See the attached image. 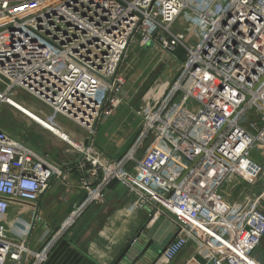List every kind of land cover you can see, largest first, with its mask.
Listing matches in <instances>:
<instances>
[{
	"label": "built area",
	"instance_id": "built-area-1",
	"mask_svg": "<svg viewBox=\"0 0 264 264\" xmlns=\"http://www.w3.org/2000/svg\"><path fill=\"white\" fill-rule=\"evenodd\" d=\"M137 38L176 61L178 72L133 109L136 136L110 159L94 147L93 127L125 104L120 69ZM20 92L49 108L48 122L62 117L87 138L67 134L75 154L58 164L0 129V264H44L112 182L132 196L130 212H146V228L161 216L176 226L155 264H172L190 244L184 264H259L252 254L264 238V0H0V106L20 104ZM55 181L83 197L32 251L34 223L48 229L35 204ZM240 182L250 192L229 201L224 187ZM11 205L31 215L17 220V240L8 234Z\"/></svg>",
	"mask_w": 264,
	"mask_h": 264
},
{
	"label": "crops",
	"instance_id": "crops-1",
	"mask_svg": "<svg viewBox=\"0 0 264 264\" xmlns=\"http://www.w3.org/2000/svg\"><path fill=\"white\" fill-rule=\"evenodd\" d=\"M146 47L153 49V52L158 51L154 45ZM129 87L130 84L126 82L125 104L113 116L100 121L95 130L94 147L110 159L119 158L127 150L117 155L130 142L140 125L133 113L134 107L131 106L136 105L135 98L133 99L135 90L132 91L135 87ZM50 126L56 129L57 137L67 142V134L58 130L56 125L50 123ZM68 142L76 145L69 139ZM74 177L72 175L71 179ZM82 197V192L74 184L53 182L51 188L35 204L48 229L41 223H34L27 238L28 247L32 251L39 250L44 241L60 228L66 217L75 211ZM131 201L132 196L127 189L112 182L104 191L102 201L89 206L54 244L44 264H121L126 249L136 244L142 245L143 250L138 259L130 264H155L159 252L173 240V235L166 236L167 229L164 228L158 236L162 240L160 245H148L147 238L142 242L141 236L146 233L144 226L148 221L147 214L144 211L130 212ZM30 219L28 209L11 205L6 216L7 222L11 221L7 225L10 238L17 240V227H23L17 220ZM193 251V244L188 245L172 264H184ZM251 264L256 263L251 260Z\"/></svg>",
	"mask_w": 264,
	"mask_h": 264
},
{
	"label": "rangeland",
	"instance_id": "rangeland-1",
	"mask_svg": "<svg viewBox=\"0 0 264 264\" xmlns=\"http://www.w3.org/2000/svg\"><path fill=\"white\" fill-rule=\"evenodd\" d=\"M153 51L154 50L150 49V47L141 45L139 39L137 38L136 41L129 46L125 59L121 64L120 70L123 72L127 84H130L129 88L135 87L132 91L135 90L133 99L135 98L134 101L136 105L132 104V108H136L143 104L150 94L156 92L157 88L167 86L178 72V63L176 61H173L159 49L158 51ZM17 96L20 105L29 109L28 111L30 113L33 112L37 115L38 112H40V116L44 119L49 117V108L38 99L22 92L18 93ZM55 121H57L56 124L58 126L63 128L66 134L75 135L78 138L82 136L81 139H84L85 142L87 133L82 129L62 117L57 118ZM48 125L50 126L49 122H41L40 126L42 127H40L38 124L34 123L31 118H28L26 112L18 111L8 105L0 106L1 130L19 141H25L24 143L29 147L42 155H46L56 163H67L72 159L75 152L66 141H63L56 136V129L54 127L50 126L46 129V126ZM135 136L136 133L133 135L131 140L134 139ZM130 142H128V144H126L117 155L126 150L131 144ZM263 185L264 182L261 181L260 188ZM255 189H258V186ZM224 190L226 191V197L229 201L237 199L238 195L242 192H250L248 187L247 189H244V184L241 182L235 186H225ZM262 208L264 213V203L262 204ZM145 239V235H142L141 241H144ZM252 257L257 263L264 264V238L255 250L254 254H252Z\"/></svg>",
	"mask_w": 264,
	"mask_h": 264
},
{
	"label": "water",
	"instance_id": "water-1",
	"mask_svg": "<svg viewBox=\"0 0 264 264\" xmlns=\"http://www.w3.org/2000/svg\"><path fill=\"white\" fill-rule=\"evenodd\" d=\"M96 128L97 124H95L93 127L94 132ZM144 228L146 229L145 237L147 238V244L149 241L148 245L150 246H158L162 243V240H159L158 238L162 229H167L166 236L173 235L176 230V226L164 216L157 218L150 227L146 228L144 226ZM142 250L143 246L139 244H136L135 246L132 245L131 248H127L122 258L124 261H121V264H130L131 262L136 261L138 259V256H140V254L142 253Z\"/></svg>",
	"mask_w": 264,
	"mask_h": 264
},
{
	"label": "bare ground",
	"instance_id": "bare-ground-1",
	"mask_svg": "<svg viewBox=\"0 0 264 264\" xmlns=\"http://www.w3.org/2000/svg\"><path fill=\"white\" fill-rule=\"evenodd\" d=\"M12 103H13V106H14L13 108H14V109H16V110H18V111L26 112L28 118H31V120H32L34 123L38 124L39 126L41 125V122H40V121L48 123V122L46 121V119H44L43 117H41V116H39V115L34 114L33 112L30 113V112L28 111L29 109H26V108L23 107L22 105H20V104H18V103H16V102H12ZM36 120H38V121H36ZM40 127H42V126H40ZM43 129H44V128H43ZM46 129H47V128H46ZM248 262L251 264V260H248Z\"/></svg>",
	"mask_w": 264,
	"mask_h": 264
},
{
	"label": "trees",
	"instance_id": "trees-1",
	"mask_svg": "<svg viewBox=\"0 0 264 264\" xmlns=\"http://www.w3.org/2000/svg\"><path fill=\"white\" fill-rule=\"evenodd\" d=\"M177 56L182 60L183 59V56H184V53L182 50H178L177 51ZM25 142V141H24Z\"/></svg>",
	"mask_w": 264,
	"mask_h": 264
}]
</instances>
